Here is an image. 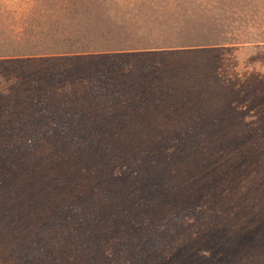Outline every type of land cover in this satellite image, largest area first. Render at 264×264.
I'll return each mask as SVG.
<instances>
[{
	"label": "trees",
	"instance_id": "trees-1",
	"mask_svg": "<svg viewBox=\"0 0 264 264\" xmlns=\"http://www.w3.org/2000/svg\"><path fill=\"white\" fill-rule=\"evenodd\" d=\"M170 1L48 0L26 10L0 4V113L12 124L66 116L78 122L85 109L134 100L133 107L155 97L137 96L164 89L154 74L173 55L264 45V7L248 9L252 15L241 0H173L198 5L189 11L162 7ZM162 138H145L144 148L0 154V197L8 190L16 197L12 182L24 174L25 184L56 185L80 205L75 211L69 203L47 205L54 218L36 231L33 217L19 218L28 227L15 230L14 202L0 198V229L9 232L12 247L21 240L1 263L13 257V264H154L161 253L160 260L173 254L166 248L175 244L183 264L206 256L210 264H264V137ZM184 163L190 176L173 171ZM25 244V252L17 250ZM48 244L56 253L44 263Z\"/></svg>",
	"mask_w": 264,
	"mask_h": 264
},
{
	"label": "rangeland",
	"instance_id": "rangeland-1",
	"mask_svg": "<svg viewBox=\"0 0 264 264\" xmlns=\"http://www.w3.org/2000/svg\"><path fill=\"white\" fill-rule=\"evenodd\" d=\"M241 1V9L248 15H252L248 9L256 11L264 7V0ZM47 2L48 0H0V4L4 7H17L16 9L21 10H26L37 4V6L42 7ZM166 4L161 3L163 8L172 11L186 8L189 11L198 6L176 5L173 0L168 6ZM198 9L200 8L198 7ZM261 47L256 49L249 46L247 49V47L242 48L239 45H230L224 48L211 47L205 52L191 55H173L165 59V71L162 74H158L156 71L154 74L153 79H156L160 86L164 84L161 86L164 89L158 88L156 94L137 96L138 101L146 96L155 97H148L147 100L133 107L130 105L134 103V100L122 105V108L114 107L111 109L108 106H103L96 109H85L83 116H78L80 118L78 122L70 119L75 124L66 122V120L68 121L67 116L66 119L58 122L53 119L37 117L31 120L32 122L21 123L16 120L12 124L8 118L0 113V154L35 153L39 156L41 153L46 154L53 151L101 152L105 147L128 149L131 145L134 148L141 146L144 148L145 138L264 137V45ZM67 123L72 125L73 130L61 132L60 129ZM162 141L165 144L167 142L164 138ZM174 148L175 146H168L165 149L171 152ZM188 167L190 166L184 163V168L173 171L190 176L191 172ZM20 176V179L16 178V181L12 182V189H19L13 192L17 196H13L8 190L7 197L5 195L0 197L9 199L7 200L9 203L14 202L11 204V213H15V215H12L14 222L11 221V223L15 230L18 227L24 230L28 227L27 223L18 221L19 218L29 220L31 216L33 220L38 221L35 224L32 223V230L34 231L39 228L36 225L40 223L45 225V221L54 218L56 214H46L44 211V207L47 205L57 209V206L67 207V203H69L70 206H73L74 211L80 206L74 205L76 202L74 200L75 195L64 193L56 185L47 186V188L41 183L35 186L27 185L25 184V175L21 174ZM195 184L197 185L194 182L193 185ZM78 185L80 186V182ZM87 187L84 188L85 191ZM76 193L77 202L80 204V187L76 188ZM27 197L26 204L19 202V199H26ZM35 205L42 206L43 210H38ZM28 208L29 211L23 215V210ZM76 213L80 219V210ZM21 214L23 217L20 216ZM91 215L95 219L96 216L93 212ZM9 219L11 220L10 217ZM105 222L101 225L104 226ZM12 224L8 226L9 231ZM108 228L114 230L115 235L120 233L117 230L118 227ZM48 229L49 227H46L43 231L47 233L46 230ZM101 229L100 233L103 235V228ZM60 235L63 233L61 232ZM186 237L182 240H185ZM20 243V238L15 239V246L12 247L13 240L9 232L1 230L0 257L3 253H10L11 249L20 246ZM51 244H54L53 238H51ZM51 244H48L46 254L40 261L49 263L45 262V259L51 258L56 253V251L53 252ZM189 244L186 247L191 249ZM28 245L25 244L21 249L20 246L17 250H21L23 253ZM174 245L171 244L166 248L168 254L169 252H173V254L160 260L159 257L164 254L161 253L156 257L158 259L155 260L154 264H183L184 258L180 256L182 253L179 254ZM106 253L109 254V251L106 250ZM187 254L190 255V252L186 249L185 255L189 258ZM12 255H14V251H12ZM88 256L91 258L99 257L93 251ZM209 259L210 257L206 256L203 259H198V261H200L199 264H210L212 260L210 259V262ZM219 261H221V257L216 260V262ZM13 263H15L13 257L2 261V263L0 261V264ZM190 264L195 263L191 262Z\"/></svg>",
	"mask_w": 264,
	"mask_h": 264
}]
</instances>
